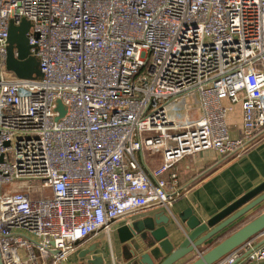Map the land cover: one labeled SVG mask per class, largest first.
<instances>
[{
	"label": "built area",
	"instance_id": "built-area-1",
	"mask_svg": "<svg viewBox=\"0 0 264 264\" xmlns=\"http://www.w3.org/2000/svg\"><path fill=\"white\" fill-rule=\"evenodd\" d=\"M25 21L39 81L5 75ZM0 68L3 264H65L120 218L172 215L183 160L264 139V0H0ZM252 240L215 264H264Z\"/></svg>",
	"mask_w": 264,
	"mask_h": 264
},
{
	"label": "water",
	"instance_id": "water-1",
	"mask_svg": "<svg viewBox=\"0 0 264 264\" xmlns=\"http://www.w3.org/2000/svg\"><path fill=\"white\" fill-rule=\"evenodd\" d=\"M30 27V23L25 21L19 26L12 25L9 29L7 69L24 80L33 74L41 75L38 59L32 55L27 39ZM58 107L63 116L61 102ZM262 203L264 181L207 221L199 219L190 208L177 216L162 210L119 226L115 235L126 264H178L193 254H197V258L190 264H215L264 232V212L219 243L213 244L212 248L203 251L202 248L209 242L216 243L233 224L238 223ZM182 236L183 239L176 245ZM96 251L97 246L82 251L81 264H107L104 255H98ZM0 264H3L1 253ZM110 264H115L113 258H110Z\"/></svg>",
	"mask_w": 264,
	"mask_h": 264
},
{
	"label": "crops",
	"instance_id": "crops-1",
	"mask_svg": "<svg viewBox=\"0 0 264 264\" xmlns=\"http://www.w3.org/2000/svg\"><path fill=\"white\" fill-rule=\"evenodd\" d=\"M234 108L235 112L239 114L240 124L237 129L233 128L232 125L234 124V120L232 114L228 116V124L231 129V134L233 136H238L242 130V108L239 104ZM199 155H202L203 157L198 158L197 166L187 165L185 164L186 162L182 161L185 165L181 168L178 167L181 182L186 190L182 196L175 201L174 206L172 207L171 211L174 216H177L185 209L190 208L192 209L194 215H196L199 219L207 221L264 181L263 138L255 142L242 157L226 161V163L222 165L223 167L218 171L213 168L214 165L207 161V157L210 156L214 160H217V156L213 152L206 151ZM162 210L164 209L150 208L130 215L127 219L117 223L112 232L109 235H106L104 240L99 239L97 235L89 237L87 240L80 243L76 250L70 255V257H73L76 252L77 254L75 258L72 259L71 257V259H68L65 264H81L83 260L80 258V254L85 249H89L93 246H97L96 254H103L107 260V264H110V258H113L115 264H126L123 260L121 246L119 245L117 236L115 235L116 229L131 220L152 215ZM262 212H264V203L248 213L246 217L240 220L241 222L239 221L238 223L233 224L232 228L227 232L245 222L247 219L257 216ZM182 239L183 236L176 242V245H178ZM252 241L256 248L263 247L264 233L255 237ZM211 244L213 245L215 243L209 242V244H206L202 248V251ZM196 258L197 254H193L178 264H190L191 261ZM237 264L260 263L242 260Z\"/></svg>",
	"mask_w": 264,
	"mask_h": 264
},
{
	"label": "rangeland",
	"instance_id": "rangeland-1",
	"mask_svg": "<svg viewBox=\"0 0 264 264\" xmlns=\"http://www.w3.org/2000/svg\"><path fill=\"white\" fill-rule=\"evenodd\" d=\"M32 34H33V32H30L28 35H32ZM5 75H6L7 78H10V79H20L15 72L9 71L8 69L5 70ZM40 78H41V75H34L33 74L29 78H27L26 80H29V81H39ZM231 114H232V117H233V120H234L233 121L234 124L232 126H233L234 129H237L238 125L240 124V122H239V114L237 112H235V108H234V111ZM202 157H203L202 155H197V157L196 156L189 157V158H187V159H185L183 161L186 162L185 164H187V165L197 166V160H198V158H202ZM207 158H208L207 161L210 162L212 165H214L213 168L215 170H217V171L220 168L223 167L222 165H224L226 163V161H228V160H223V162H220V161H222V157H220V158L217 157V160H214L211 156L210 157H207ZM184 162L180 163L178 165V167L181 168L182 166H184L185 165ZM204 169H202V170H204ZM28 182L32 186V190H34L32 192V195H31V197L33 199H39V198H42V196L48 195V191L46 189L42 188V183H40V181H36L35 180V181H28ZM154 209H161V208H154ZM129 216L130 215L125 216V217L120 218V219L116 220L115 222L111 223V229L113 230L117 223H120L121 221L127 219ZM248 220L249 219H247L246 221H248ZM97 236H98L99 239H103L104 240L105 237H106V234H105V232L101 231ZM212 246L213 245L211 244L209 247H212ZM209 247L205 248V250L209 249ZM76 254L77 253L75 252L74 256L73 257L71 256L72 259L75 258ZM71 257L69 256V260L71 259Z\"/></svg>",
	"mask_w": 264,
	"mask_h": 264
},
{
	"label": "trees",
	"instance_id": "trees-1",
	"mask_svg": "<svg viewBox=\"0 0 264 264\" xmlns=\"http://www.w3.org/2000/svg\"><path fill=\"white\" fill-rule=\"evenodd\" d=\"M256 216L251 217L249 220H252L253 218H255ZM248 222V221H246ZM246 222H243L241 224H239L238 226H236L231 232H227L225 235H223L215 244L219 243L222 239H224L225 237L229 236L231 233L235 232L237 229H239L241 226H243ZM214 244V245H215ZM212 247H209V249Z\"/></svg>",
	"mask_w": 264,
	"mask_h": 264
}]
</instances>
